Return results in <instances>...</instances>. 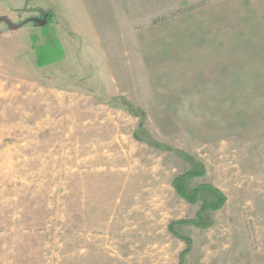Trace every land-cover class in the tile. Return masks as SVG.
Returning <instances> with one entry per match:
<instances>
[{"label": "rangeland", "instance_id": "374dc122", "mask_svg": "<svg viewBox=\"0 0 264 264\" xmlns=\"http://www.w3.org/2000/svg\"><path fill=\"white\" fill-rule=\"evenodd\" d=\"M127 7L149 27L99 30L112 93L0 62V264H264V14ZM228 55L237 108L214 109L208 73ZM202 170L184 190H219L218 211L172 186ZM198 215L206 228L173 227L188 243L168 231Z\"/></svg>", "mask_w": 264, "mask_h": 264}, {"label": "crops", "instance_id": "0c3cea01", "mask_svg": "<svg viewBox=\"0 0 264 264\" xmlns=\"http://www.w3.org/2000/svg\"><path fill=\"white\" fill-rule=\"evenodd\" d=\"M124 4L130 13H187L198 14V18L203 14L217 13L264 14V0H0V62L8 67L9 61L19 63L14 69H20L27 81L36 79L39 82L43 71L50 69L53 74L47 79L50 83L59 81L67 84L68 89L87 87L89 90L96 85L101 88V94L112 93L115 83L109 79L111 74L99 30L149 27L140 24V17L126 19ZM152 19L153 22L163 23L153 27L171 22L158 17ZM46 20L50 25L47 36H44L42 27ZM126 22L129 24L123 26ZM53 35L63 50L64 59L38 68L31 37H38V45L43 46ZM260 45V52L264 53V36ZM239 63L236 57L228 55V58L215 64L214 73H208V76L214 77L209 91L215 93L214 99H218L213 100L214 109L237 108L235 103L229 102L231 99L234 101L232 95L240 90L223 78L236 76L242 62ZM198 84L204 88V84ZM29 88L34 89V86L22 85L24 92ZM260 91L264 93L263 86ZM222 93L228 94V101H223L226 104L222 103Z\"/></svg>", "mask_w": 264, "mask_h": 264}, {"label": "trees", "instance_id": "16d2710c", "mask_svg": "<svg viewBox=\"0 0 264 264\" xmlns=\"http://www.w3.org/2000/svg\"><path fill=\"white\" fill-rule=\"evenodd\" d=\"M49 25H50V22L46 20L44 22V26L42 27V32L44 36H47L48 34ZM31 40H32V48L35 51L37 67L39 68L45 67V66L60 62L64 59L63 50L54 35L52 39L48 40L43 46L37 44L38 40L35 36H32ZM204 175H205L204 170H202L201 172H189L183 176H180L174 179L172 186L176 194L180 198L188 202L189 204H195L197 202L198 193L201 192L202 190H207L213 193L216 197L215 200L212 202L203 203L201 206V212L206 211V210L218 211L222 208V206L224 205L226 201L225 196L219 190L211 186H207V185H203V186L196 188L190 194L186 193L184 190L183 182L186 178L203 177ZM175 225L193 226V227H197L201 229L206 228V224L200 215H198L195 219H192V220H181V221H176V222L171 223L168 226V231L175 237L182 239L187 243H188V240L180 238V236L174 231L173 227Z\"/></svg>", "mask_w": 264, "mask_h": 264}]
</instances>
